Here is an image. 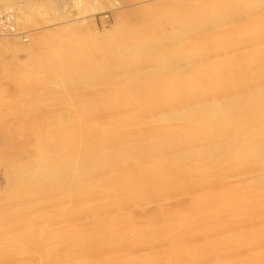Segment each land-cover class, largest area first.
<instances>
[{"label":"rangeland","instance_id":"374dc122","mask_svg":"<svg viewBox=\"0 0 264 264\" xmlns=\"http://www.w3.org/2000/svg\"><path fill=\"white\" fill-rule=\"evenodd\" d=\"M76 2L0 0V264H264V0Z\"/></svg>","mask_w":264,"mask_h":264},{"label":"bare ground","instance_id":"6f19581e","mask_svg":"<svg viewBox=\"0 0 264 264\" xmlns=\"http://www.w3.org/2000/svg\"><path fill=\"white\" fill-rule=\"evenodd\" d=\"M104 1H106V0H78V2H76V3H79L80 2V7H81V9H82V13H86L85 15L86 16H91V15H93L94 13H96V12H98V11H100V10H102V3L104 2ZM109 1V0H108ZM107 4V3H106ZM6 8V7H5ZM5 8H4V11H6V10H8V8H6V10H5ZM13 9V8H12ZM12 9H10V10H12ZM2 11V10H1ZM9 11V10H8ZM11 12H13V11H11ZM81 12V11H80ZM82 13H79L78 12V16H79V14L82 16ZM14 14V13H13ZM16 14V13H15ZM76 15V16H77ZM78 16H77V18H78ZM16 16H14V25H16L15 24V19H17V18H15ZM80 17V16H79ZM81 18H83V17H81ZM76 26V25H75ZM74 26V27H75ZM81 26V25H80ZM80 26H78V27H80ZM17 27V26H16ZM68 27V26H67ZM83 27V26H82ZM81 27V28H82ZM18 30V29H17ZM66 30V29H65ZM20 31L18 30V32H16V33H14V34H10V35H14L13 37H15V36H19L21 39L22 38H24L25 39V35H23V33H19ZM6 37V36H5ZM15 39V38H14ZM18 39V38H17ZM10 40H11V37H10ZM10 44V43H9ZM210 57V56H209ZM176 70H178L177 68H175ZM174 73V72H173ZM223 74V73H222ZM203 76V75H202ZM193 77H195V76H193ZM190 80V79H189ZM142 82V81H141ZM140 83V82H139ZM132 84V83H131ZM141 85V84H140ZM137 88V87H136ZM144 88V87H143ZM148 88V87H147ZM257 88V87H256ZM146 89V88H145ZM144 89V90H145ZM149 89V88H148ZM257 89H259V88H257ZM133 90H134V88H133ZM179 92V91H178ZM219 95V94H218ZM210 99H208V97L206 98V99H203V100H200V101H195V102H191V103H188V104H186L185 103V105H184V103H183V106L182 107H180V108H176L174 111H176V110H179V112L178 113H180V112H188V111H192L193 112V114H194V117H195V121L197 120V118L198 117H200V112H203V111H207L208 112V114H206V116L208 117V116H210V115H212V114H214V116H215V120H214V122H215V124H220L221 123V121H224V119H226V117H227V115H228V112L230 111L229 109L231 108V106H229L230 105V103L229 102H227V101H225V99H227L228 97L227 96H223V97H220V98H211V97H209ZM160 99H162V97L160 98ZM160 99H158L157 101H159V103H160ZM229 99V98H228ZM224 100V101H223ZM158 103V104H159ZM157 104V103H156ZM160 105V104H159ZM257 105V104H256ZM178 106H180V104L178 105ZM154 107V106H153ZM174 107H176V105L174 106ZM251 107V106H250ZM143 108V107H142ZM156 108V107H155ZM141 109V108H140ZM195 110H196V112H195ZM251 110V109H250ZM161 111H163V110H161ZM248 111H249V109H248ZM177 112V111H176ZM155 113V112H154ZM153 112H149V113H147V114H149V117L147 118L146 117V119L147 120H149V121H153V119L155 120V117L157 116L158 117V115L156 114V116L154 117L152 114H154ZM160 113V114H159ZM158 114L161 116V112H159ZM163 114H165V113H163ZM170 113H168V115H169ZM191 114V113H190ZM190 114H188V116H190ZM192 114V115H193ZM166 115V114H165ZM170 115H172L170 118L168 117V116H166L165 117V119L167 120H172L173 118H175V117H177L176 115H177V113L175 114V116L173 117V111H172V114H170ZM60 116V115H59ZM163 116V115H162ZM187 116V117H188ZM154 117V118H153ZM156 117V118H157ZM207 117H205L206 118V120H207ZM160 118V117H159ZM178 118H180V117H178ZM177 118V119H178ZM162 120V119H161ZM165 120V121H166ZM167 120V121H168ZM169 120V121H170ZM176 120V119H175ZM186 120V119H185ZM184 120V121H185ZM156 121V120H155ZM164 121V122H165ZM174 121V120H173ZM207 122V121H206ZM263 123H264V119H263V121H262ZM139 123V122H138ZM170 123V122H169ZM185 123V122H184ZM142 125V124H141ZM164 125V124H163ZM194 125H196V124H194ZM263 125V124H262ZM166 129V128H165ZM170 129H171V127H170ZM147 130V129H146ZM134 133V132H133ZM137 133V132H136ZM143 135V134H142ZM261 136V135H260ZM128 138V137H127ZM137 139V138H136ZM49 146V145H48ZM58 146H56V148H57ZM255 148V147H254ZM257 148V147H256ZM61 149V148H60ZM63 149V148H62ZM78 149H79V147H78ZM253 149V148H252ZM257 149H260V148H257ZM47 150V149H46ZM55 150V149H54ZM73 150H74V148L72 147L71 148V151L73 152ZM107 150V149H106ZM183 150H185V149H183ZM48 151H49V149H48ZM60 152H63L62 150H60ZM59 152V153H60ZM58 153V154H59ZM64 153H65V151H64ZM68 154L70 153V150H68V152H67ZM78 153V152H77ZM183 153V152H182ZM185 154H186V152H184ZM188 153V152H187ZM60 154H62V153H60ZM59 154V155H60ZM68 154H66L65 153V156H67ZM92 154V153H91ZM261 154V153H260ZM71 156H73V160L75 159V160H79L80 161V159H82V158H80V156L78 155V154H70ZM67 156V157H69V158H71V156ZM88 156V155H87ZM252 156H254V155H252ZM258 156H259V154H258ZM86 157V156H85ZM65 159V158H64ZM83 159H84V157H83ZM61 160V159H60ZM65 160H67V158L65 159ZM69 160V159H68ZM67 160V161H68ZM66 161V162H67ZM78 161V162H79ZM82 161V160H81ZM67 163H71V161L69 162H67ZM75 163H77V162H75ZM64 164H66V163H64ZM80 164H81V162H80ZM80 164H78V165H80ZM83 164V163H82ZM67 167L68 166H71V164L70 165H66ZM66 166L64 165V166H62V168H64L65 170L67 169L66 168ZM73 167V166H72ZM71 167V168H72ZM61 168V169H62ZM80 168V167H79ZM136 168V167H135ZM154 168V167H153ZM153 168H151V170L153 169ZM68 169H69V171H70V167H68ZM68 169L66 170V171H68ZM73 169H74V167H73ZM72 170V169H71ZM135 171V170H134ZM62 172H64L63 170H62ZM123 171H112L109 175L113 178V177H116V174H118V173H122ZM144 172H145V170H144ZM152 172V171H151ZM66 173V172H65ZM126 173V172H125ZM124 173V174H125ZM109 175H107L108 177H110ZM130 175V174H129ZM132 175V174H131ZM130 175V176H131ZM244 175V174H243ZM65 176H68V173H67V175H65ZM121 176V175H120ZM240 176H242V175H240V174H238L236 177H240ZM249 176V175H248ZM104 177V176H103ZM102 177V178H103ZM119 177V176H118ZM132 178H133V175L131 176ZM76 178V177H75ZM248 178V177H247ZM251 179H249L250 181H252V182H254V181H257V180H261V178H262V176H261V174L259 173V175L257 176H251L250 177ZM105 179V177L102 179V180H104ZM111 180V182H112V180H114V179H110ZM118 181V180H117ZM107 182H109V181H107ZM111 182H109L110 184H111ZM105 183H106V180H105ZM114 183H116V181L114 182ZM113 183V184H114ZM117 183H120V182H117ZM117 183L115 184V186L117 185ZM239 184V183H238ZM119 185V184H118ZM117 185V186H118ZM120 185H122L123 186V184H120ZM125 185V184H124ZM172 187V186H171ZM94 188V187H93ZM92 188V189H93ZM173 188V187H172ZM257 191H264V187L262 188V189H259V190H257ZM148 194V193H147ZM138 195V194H137ZM137 195H136V197H137ZM139 197V196H138ZM133 198V197H132ZM143 198H145V197H143ZM21 206V205H20ZM76 207V206H75ZM2 209V208H1ZM67 210V209H66ZM69 210H70V208H69ZM77 210V209H76ZM91 263H92V261H91Z\"/></svg>","mask_w":264,"mask_h":264},{"label":"built area","instance_id":"2783aa9c","mask_svg":"<svg viewBox=\"0 0 264 264\" xmlns=\"http://www.w3.org/2000/svg\"><path fill=\"white\" fill-rule=\"evenodd\" d=\"M0 32L14 34L16 33L14 25V16L10 11L0 10Z\"/></svg>","mask_w":264,"mask_h":264}]
</instances>
